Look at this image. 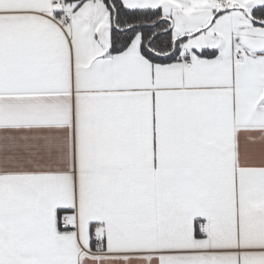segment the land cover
I'll list each match as a JSON object with an SVG mask.
<instances>
[{
  "label": "snow or ice",
  "instance_id": "snow-or-ice-1",
  "mask_svg": "<svg viewBox=\"0 0 264 264\" xmlns=\"http://www.w3.org/2000/svg\"><path fill=\"white\" fill-rule=\"evenodd\" d=\"M0 264H264V0H0Z\"/></svg>",
  "mask_w": 264,
  "mask_h": 264
}]
</instances>
